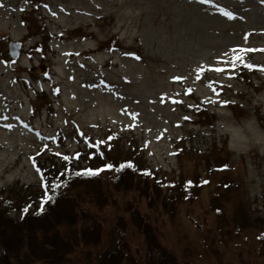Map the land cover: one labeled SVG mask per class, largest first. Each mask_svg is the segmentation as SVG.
<instances>
[{
	"label": "rangeland",
	"instance_id": "1",
	"mask_svg": "<svg viewBox=\"0 0 264 264\" xmlns=\"http://www.w3.org/2000/svg\"><path fill=\"white\" fill-rule=\"evenodd\" d=\"M232 49H264V0H0V192L27 184L33 203L40 165L89 157L97 141L136 150L164 183L159 195L103 185L114 202L97 214L99 237L56 264H142L150 248L158 259L137 213L180 264L260 263L264 73L243 63L264 67V52L240 53L232 72L218 63Z\"/></svg>",
	"mask_w": 264,
	"mask_h": 264
},
{
	"label": "trees",
	"instance_id": "2",
	"mask_svg": "<svg viewBox=\"0 0 264 264\" xmlns=\"http://www.w3.org/2000/svg\"><path fill=\"white\" fill-rule=\"evenodd\" d=\"M108 144L111 145V151L108 150L107 143L104 146L101 145L100 151L104 154L103 158L95 154L96 150L92 153L85 147L84 151L86 149L89 151V157L85 158L82 151L70 156L66 150L68 160L61 158L58 161L40 165L41 179L33 203L23 202L24 199L27 200L29 192L26 187L31 188L30 185L16 183L5 192H0V264H33L38 261H43L44 264H56L60 258L74 251L76 247L92 243L99 237L101 230V225L96 220L97 214L103 212L107 204L112 205L114 202V198L109 200L108 189L104 188L107 184L134 189L132 187L140 183L139 189L131 190L130 193L145 189L144 184L151 185L157 195L161 193L164 183L158 179L156 173L147 169L149 167L135 152L136 150L130 149L131 153H122L118 157L113 152L116 147L114 143ZM77 154L79 159H75ZM93 156L95 158H90ZM127 162H131L135 166L134 169L115 170ZM108 164L113 165V169L102 171L99 175H76L77 172H83L86 169L98 170ZM145 172L150 175H144ZM126 183L128 186H123ZM42 184L49 185L47 194L53 197L51 201L44 204L43 211H41V203L46 189L42 187ZM56 184L60 187L53 190L52 186ZM170 186L168 183V187ZM12 193L15 194L13 197H4ZM13 202L19 207H14ZM9 204L11 208L17 209L15 216H12L7 209ZM25 207L29 208L27 213L23 212ZM136 209L132 206L130 212H138L139 209ZM80 212H86V215H80ZM136 217L141 220L138 221L139 224L145 223L143 232L147 243L150 247L153 245V248L158 249L160 254L158 259H154L152 250L150 251L152 248L148 249L142 264H146L147 261L149 264H180L167 256L172 253L157 244L156 231L149 227V221L145 216L140 217V213H137ZM80 219L89 223L85 222V226L71 228L73 223ZM65 227L68 229H62ZM114 254L116 253H111V255ZM262 257L259 264H264V254ZM111 262L108 264H113Z\"/></svg>",
	"mask_w": 264,
	"mask_h": 264
},
{
	"label": "snow or ice",
	"instance_id": "3",
	"mask_svg": "<svg viewBox=\"0 0 264 264\" xmlns=\"http://www.w3.org/2000/svg\"><path fill=\"white\" fill-rule=\"evenodd\" d=\"M199 2L201 4H204V3H208L209 0H199ZM228 16L229 19H233L234 17H232L230 14H226ZM245 40H247V37H245ZM256 51H261V52H264V49H232V52H233V56L231 58V60H224V61H218V63H223V64H231V71L232 72H235L236 71V64L237 62L239 61H243V55H241L240 53H244V54H247V53H250V52H256ZM227 55V54H225ZM136 59H139V57H135ZM243 67L245 69H248L249 71H260L262 73H264V67H258V66H254L252 64H249L247 62H244L243 63ZM210 71H214L218 74H222V73H225L226 71H229V69H225L223 67H215V68H211L209 69ZM203 71V69H201L200 71L197 72V77L199 78V76L201 75V72ZM229 78H234V77H229ZM183 79L182 77H176L174 78L175 81H178V82H183ZM223 87V86H221ZM215 91V89H214ZM192 90L191 89H188L186 90L185 94L186 95H189L191 94ZM220 93L219 92H216V95H219ZM161 102H165V98L164 97H161ZM171 103H174V104H179V103H182V101L180 100H175V99H172L170 101ZM205 102H208V103H217V101H205ZM191 107V106H190ZM197 110H199V108L197 107ZM135 117H133L134 119ZM185 120H188L190 119L189 117L185 116L184 117ZM109 141L114 139V137H109L108 138ZM87 142V141H86ZM103 144H106L105 141H97L95 144H89L88 146L89 147H94L96 149V154L100 156V158H103L104 157V154L103 152L100 151V148H101V145ZM107 147H108V150L111 151V145L110 144H107ZM90 158H95L94 156L93 157H90ZM64 160H68L69 158L67 156L63 157ZM75 159H79V154H77V156L75 157ZM134 165L131 163V162H127V163H124V164H121L119 168H116L115 170L116 171H121L123 170L124 168H133L134 169ZM113 169V165L111 164H108L106 165L104 168H101V169H98V170H92V169H86L84 170L83 172H77L76 175L78 176H96V175H99L100 172L102 171H105V170H112ZM37 171L39 172L40 170L37 169ZM63 175V173H62ZM144 175H150V173L148 172H145ZM203 183H208V181H204ZM188 186H191V182H189ZM42 187L46 189L45 191V197L42 199V203H41V211H43V208H44V204L48 203L49 201H51L53 199L52 196H49L47 194V189L49 187V185H46V184H42ZM53 187V190L57 187H60L59 184H56L55 186H52ZM29 210L28 207H25L23 209V212L24 213H27Z\"/></svg>",
	"mask_w": 264,
	"mask_h": 264
},
{
	"label": "water",
	"instance_id": "4",
	"mask_svg": "<svg viewBox=\"0 0 264 264\" xmlns=\"http://www.w3.org/2000/svg\"><path fill=\"white\" fill-rule=\"evenodd\" d=\"M20 49V45L17 43L10 42L8 45V50H9V56L11 58H16L18 56Z\"/></svg>",
	"mask_w": 264,
	"mask_h": 264
}]
</instances>
